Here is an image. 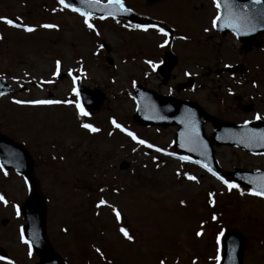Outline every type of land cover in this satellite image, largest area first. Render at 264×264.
Here are the masks:
<instances>
[{
	"label": "rangeland",
	"instance_id": "obj_1",
	"mask_svg": "<svg viewBox=\"0 0 264 264\" xmlns=\"http://www.w3.org/2000/svg\"><path fill=\"white\" fill-rule=\"evenodd\" d=\"M121 2L148 26L133 28L125 20L92 16L90 29L79 12H66L57 0H0V17L34 29L11 30L0 22V77L15 90H27L0 98V135L26 140L35 156L48 198V238L67 264H214L224 236L235 231L247 239L244 264H264L263 198L252 197L243 186L223 187L184 160L165 158L159 164L153 150L174 153L175 130L155 131L133 121L135 85L167 94L199 69L241 61L233 40L224 45V54L216 46L219 37L212 29L219 9L213 0ZM46 24L53 27H42ZM157 28L174 30L171 44ZM167 51L176 55L177 64L164 84L156 66ZM226 74L208 79L213 87L205 85L204 91L224 81L230 89L224 92V107L233 108L227 113L231 120L264 119V89L257 91L263 98L253 105L243 95L251 92L249 86L232 84ZM77 79L107 97L96 115L79 114ZM36 100L61 103H29ZM112 121L152 147L124 138ZM85 123L98 131L83 128ZM216 157L226 171L264 167L263 155L230 147L218 148ZM0 191L20 202L26 198L15 178L0 177ZM101 200L106 203L97 207Z\"/></svg>",
	"mask_w": 264,
	"mask_h": 264
},
{
	"label": "water",
	"instance_id": "obj_2",
	"mask_svg": "<svg viewBox=\"0 0 264 264\" xmlns=\"http://www.w3.org/2000/svg\"><path fill=\"white\" fill-rule=\"evenodd\" d=\"M229 2L233 6L232 11L238 13L247 11V8L242 7L247 0H229ZM65 3H68L71 7L78 8L77 6H79L76 0H65ZM218 3L221 9V20L217 23V26L220 28V25L224 23L223 17L226 15L227 10L224 7V0H218ZM259 12H264V8L260 9ZM105 14H112L111 8ZM243 17H247V15ZM247 19L251 21V25H258L257 16L251 18V15H248ZM261 20L264 21V17H261ZM241 21L244 20L241 19ZM173 64L174 58L171 54H168L165 57L164 63L159 67L160 72L158 76L164 79L168 78ZM78 91L83 98V102L91 110H98L105 100V96L100 92H91L80 85ZM132 97L137 103L136 122L146 126L180 127L176 136V143L180 145L183 151L188 152L201 162L204 161V164L211 165L212 170L219 176H226L235 182H241L247 185L252 192L261 190V186L264 185V172L244 173L235 170L233 173L223 175L217 165H212L215 164L213 153L207 149L204 143L206 140H203L199 135L202 132L204 122L211 120L214 122L215 139L219 145L237 146L250 152H256L258 150H264V139L257 136L254 137V134L261 132L260 127H256V125L252 127L247 124L239 126L214 120L195 104L180 101L172 97L160 96L154 91L145 90L141 86L135 87V93ZM90 100L92 104L88 105ZM260 125L263 126L262 123L258 126ZM5 141L7 140L0 136V143H4ZM9 142L12 143L11 141ZM205 152L209 153V157H204ZM21 154L25 157L24 152H21ZM26 157L27 160L25 158V163L28 162V166L25 164V169L21 168L20 172L29 179L32 192L22 209L28 221V225L25 228V237L33 244L37 253L40 255L41 262L39 264H63L62 259L53 253L47 240L45 199L38 193V185L32 178V174H30L32 167H29V156L26 154ZM244 248L245 238L243 236L235 232L228 233L224 240V254L220 264H242Z\"/></svg>",
	"mask_w": 264,
	"mask_h": 264
},
{
	"label": "flooded vegetation",
	"instance_id": "obj_3",
	"mask_svg": "<svg viewBox=\"0 0 264 264\" xmlns=\"http://www.w3.org/2000/svg\"><path fill=\"white\" fill-rule=\"evenodd\" d=\"M214 34L217 36V38L219 37V41L217 42L218 44L216 46L218 50H221L222 54H224V45L228 39L233 40V42L235 39L231 34H220L216 31H214ZM257 39L259 40V45L253 46L249 49H246L245 46H242L239 42H236L238 52L241 53V61L236 63L244 65V68H240L237 73L224 71L220 72L219 69H221V67H217L213 70L212 68L199 69L197 72L184 77L185 80L182 77L175 84V95L179 98L198 103L200 106H202V108H204V110H206V112L218 119L235 122L234 120H231V116L229 117L227 114L232 112L233 108L224 107V92L226 90L230 91L229 85H224V81H221L222 83L220 82L217 84L216 88L207 89L211 93L204 95L203 93L207 91H204L205 85H207L208 88L213 87L212 82H210L208 79H221L224 74L227 73L226 76L230 77L232 84L235 83L237 85L239 84V86H249L251 92H244L243 95H246V97H248L247 99H250V102L253 105L256 103L255 100L257 97L259 99L263 98L257 94V91L264 89V82L262 86L259 84V81L264 78V67H261L260 64L261 59L264 58V35L259 36ZM243 62H245V64ZM191 77L193 79H191ZM190 81L192 82V86L189 88H184ZM211 106L213 108H211ZM237 111H239V109ZM257 120V117H254L252 119H244L241 122L235 123L242 124L247 121L255 122ZM204 129L206 136L211 138L213 133L212 124L207 122L204 126ZM14 140L18 143H21V138ZM25 144L31 156L35 158L29 149L27 141H25ZM36 169L37 163L34 164V172H36ZM5 173L7 174L5 175ZM0 177L6 181H11L15 178L20 180L22 184L25 182L22 177L18 176V174H15V172L11 170H0ZM0 193V196H3L6 201V203L0 202V257L5 258V260H0V264H6L7 260L12 261V264H36V253L31 251V255H29V247L23 244L21 241L24 219L20 214H17L21 202L16 198H11L3 191H0Z\"/></svg>",
	"mask_w": 264,
	"mask_h": 264
},
{
	"label": "snow or ice",
	"instance_id": "obj_4",
	"mask_svg": "<svg viewBox=\"0 0 264 264\" xmlns=\"http://www.w3.org/2000/svg\"><path fill=\"white\" fill-rule=\"evenodd\" d=\"M59 2L61 4L64 5L65 8H70L71 6L68 4V3H65V0H59ZM82 2H84V0H82ZM110 4L112 5H120L121 8H123V5L121 4V0H109ZM213 3L215 4V6L219 9L220 8V4L217 2V0H213ZM252 3L253 4H260L261 3V0H252ZM224 7L225 9L227 10L226 11V15L223 17L224 19V23L221 24L220 26L221 27H231L233 28L234 32L236 35H240L244 32H246L248 30L249 27H254V25H251V21L247 19V17H243L241 18L237 13H235L234 11H232V4L229 2V0H224ZM71 10L73 12H76V11H79L78 9L76 8H71ZM79 14L84 17V23L91 29L93 26L89 23L88 21V16L86 15L85 12L83 11H80ZM260 15L262 17H264V12L260 13ZM103 18V17H101ZM243 19L244 20V23H240V20ZM221 20V16L220 14L218 13V15L216 16V18L213 20V27H216L217 26V23ZM0 22H3L4 24H7L9 25L10 27H21V25L17 24V23H14L13 20L11 19H8V18H3V17H0ZM42 27H45V28H51L53 27V25H42ZM137 27H140L139 25H137ZM23 30L26 31V32H32L34 31L33 28L31 27H27V26H24L23 27ZM142 30H147V28H143ZM157 31L160 32V34L164 35V36H167L168 33L165 32L162 28H157ZM181 39H184V37H181ZM167 43V41L165 42ZM161 47H163V45H161ZM153 67V69L155 70V65H151ZM59 62H57V71H59ZM69 75H71V73H69ZM73 91L75 92V89H73ZM2 94V93H0ZM14 103H22L21 101H14ZM29 103H32V104H35V105H51V104H58V103H61L60 101H57V100H36V101H31ZM76 108L79 112L80 115L82 116H86L87 113L84 111V109L81 107V105L79 103L76 104ZM257 119H259V117H257ZM114 127H117V128H120V125L117 124L115 121H112ZM83 128L87 129L88 131L90 132H96L98 131V129L92 127L90 124H82L81 125ZM121 131H124L123 128H120ZM127 135H129L133 140L136 141V143L138 144H144L146 147H149L151 148L152 145L150 144H145V142L143 140H138L131 132H128ZM261 139H264V133H261L259 134ZM157 152L161 151V149L159 148H156L155 149ZM191 150V149H190ZM169 155H171L170 153H168ZM181 159H187V157H181ZM202 167H204V165H201ZM2 165H0V170H2ZM209 171H212L211 169H208ZM7 173H5L6 175ZM212 175L213 176H216L217 179H220L222 183H224L226 185L227 188L229 189H232V188H236L237 185L236 184H233V183H229L228 181L226 180H222V178L220 176H218L214 171H212ZM189 180H193L194 177L192 176H188L187 177ZM251 195H257V196H260L262 198H264V185L261 186V190L260 191H253L250 193ZM0 202H4L6 203L5 199L3 196H0ZM106 202L104 200H101L99 202V204L97 205V207H100L101 205H104ZM111 207V206H110ZM113 213L115 214L116 216V220L117 222L120 221V213L115 209L113 208L112 209ZM17 214L19 215V210L17 211ZM213 219H215V217H213ZM120 232L123 234V236L126 238V239H129L131 240L132 237L128 234V232L126 231L125 228L121 227L120 229ZM201 233H197V236H199ZM21 241L25 244H28L29 246V255H31V251H32V245L29 243L28 240L24 239V236H23V233L21 234ZM219 255H217V262L219 264ZM0 260H5L4 257H0ZM6 264H12V261L10 260H7L6 261ZM161 264H163V262H161Z\"/></svg>",
	"mask_w": 264,
	"mask_h": 264
}]
</instances>
